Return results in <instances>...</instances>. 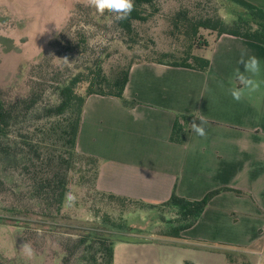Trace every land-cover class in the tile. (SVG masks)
I'll list each match as a JSON object with an SVG mask.
<instances>
[{"label":"crops","instance_id":"crops-1","mask_svg":"<svg viewBox=\"0 0 264 264\" xmlns=\"http://www.w3.org/2000/svg\"><path fill=\"white\" fill-rule=\"evenodd\" d=\"M208 48L207 71L134 63L124 94L136 105L86 98L77 150L100 159L99 191L162 204L174 192L200 199L224 188L178 238H117L114 264H264V45L224 33ZM241 49L260 60V87L237 102L228 90L234 70L245 71ZM192 114L205 115L206 137L189 129L172 141L177 115L191 124Z\"/></svg>","mask_w":264,"mask_h":264},{"label":"rangeland","instance_id":"rangeland-1","mask_svg":"<svg viewBox=\"0 0 264 264\" xmlns=\"http://www.w3.org/2000/svg\"><path fill=\"white\" fill-rule=\"evenodd\" d=\"M145 12L149 18L134 20L128 32L111 14L95 15L86 0H0V98L10 105L30 96L34 87L39 95L29 111L17 106L19 116L1 138L7 153L0 154V176L6 182L0 191V264H102L104 245L101 249L92 232L113 238L162 241L169 237L165 233L177 223L168 221L176 218L173 209L142 210L96 189L95 163L88 156L72 157L56 133L65 116L39 117L44 106L59 102V82L87 59L101 57L111 76L134 62L156 59L162 52L182 56L190 45L182 29L184 15L219 17L232 24L244 8L232 0H155ZM209 32L200 29L192 52L208 54L209 48L195 49L205 47ZM37 153L44 159L34 160L30 173L25 172L23 165ZM62 158L67 162L60 169L72 163L68 192L76 200L65 199L59 216L52 218L46 205L31 196L32 177L46 169L49 160ZM124 220L142 231L109 229L110 222ZM24 242L34 249L31 259L20 248Z\"/></svg>","mask_w":264,"mask_h":264},{"label":"trees","instance_id":"trees-1","mask_svg":"<svg viewBox=\"0 0 264 264\" xmlns=\"http://www.w3.org/2000/svg\"><path fill=\"white\" fill-rule=\"evenodd\" d=\"M155 0H134L135 8L131 15L126 19L119 21L121 26L128 32H132L133 21H146L149 14H146V7L153 5ZM244 8V13L241 14L232 24H227L222 18H214L212 16L201 17L198 19H191L184 15L182 29L184 35L190 40L188 50L182 56H178L173 52H162L158 58L150 61L142 62H155L167 64L176 67H186L196 70L207 71L210 67V59L199 52H192V46L195 45L198 39L200 29H209V37L215 36L217 39L224 33L232 34L247 40L257 42L264 45V9L250 2L249 0H232ZM181 12L178 13V19L181 18ZM199 41V40H198ZM71 42V41H70ZM205 47H198L195 50L206 49L210 44V38L206 39ZM74 51V50H73ZM80 53V51H77ZM83 52V51H82ZM172 58V59H167ZM136 63V62H134ZM122 67L114 75L106 73L101 57L89 58L83 65L78 66L77 72L68 76L65 80L60 81L56 92L59 96V102L55 105L44 106L39 117H61L65 116V122L62 120L58 123L56 133L60 140L67 146L69 154L78 158L79 155L88 156L90 160L95 163L94 173L97 179L99 172L100 159L94 156L82 154L77 150L78 134L82 122V113L86 98L91 94H99L103 96H111L120 99L125 105H136V100H128L125 97V88L129 81L130 69L132 65ZM32 88L30 96L22 97L13 104H7L0 98V154L7 153V147L1 141L2 135H6L7 131L16 121L19 116L17 106H21L20 111H29L34 104L38 101V93ZM15 104V105H14ZM14 105V106H13ZM60 119V118H59ZM188 121L184 115H177L171 133V140L174 142H183L186 129H189ZM36 153V151H35ZM1 159V155H0ZM41 153L35 154L34 158L27 159L23 169L25 172L30 173L31 165L34 160H42ZM56 159L49 160L48 167L42 171H37L32 177L31 196L33 199L44 203L47 207L48 215L52 218H57L63 208L65 202V194L69 191L68 187V172L71 169L70 163L66 169H60L67 160L64 158L59 162ZM35 165V164H34ZM6 188L5 180L0 176V191ZM224 188H219L208 192L200 199H192L179 195L174 192L171 197L162 204H152L142 200H137L125 196L116 195L113 193L102 192L113 199L121 200L122 202H130L136 204L140 209L155 208H170L175 211L176 218L168 220L170 223L177 222L165 234L169 237L178 238L181 236L183 230L193 226L211 199L221 192ZM26 221H29L28 214L23 215ZM110 228L117 230L120 233H136L142 231L141 227H134L128 225L125 220L122 222H110ZM141 225V224H140ZM92 236H97L101 249L104 245L105 257L102 264H114V243L117 238L108 236L99 232H92ZM185 264H194L190 261H185Z\"/></svg>","mask_w":264,"mask_h":264},{"label":"clouds","instance_id":"clouds-1","mask_svg":"<svg viewBox=\"0 0 264 264\" xmlns=\"http://www.w3.org/2000/svg\"><path fill=\"white\" fill-rule=\"evenodd\" d=\"M86 6L92 9L95 15L102 17L105 13H108L112 15L115 21H122L131 15L135 3L134 0H86ZM63 60L69 63L67 58ZM238 63L244 65L245 71L241 72L239 68L234 70L233 80L237 82L238 86L230 88L228 92L234 101L240 102L259 89L260 84L253 77L260 73L261 64L259 58L255 55H249L246 49H241ZM219 86L223 87V83L220 82ZM192 115L195 119L190 124L189 129L200 137H206L208 121L205 115ZM196 120H199L200 124H197ZM189 129H186V131ZM65 199L69 202H75L76 196L72 192H67ZM20 248L28 259H31L35 254L34 249L28 242H24Z\"/></svg>","mask_w":264,"mask_h":264},{"label":"built area","instance_id":"built-area-1","mask_svg":"<svg viewBox=\"0 0 264 264\" xmlns=\"http://www.w3.org/2000/svg\"><path fill=\"white\" fill-rule=\"evenodd\" d=\"M258 264H262V262L260 261Z\"/></svg>","mask_w":264,"mask_h":264}]
</instances>
